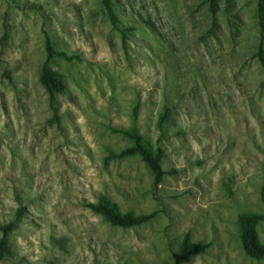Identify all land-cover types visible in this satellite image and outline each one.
<instances>
[{"label":"rangeland","instance_id":"rangeland-1","mask_svg":"<svg viewBox=\"0 0 264 264\" xmlns=\"http://www.w3.org/2000/svg\"><path fill=\"white\" fill-rule=\"evenodd\" d=\"M111 1L117 25L102 0H0V226L24 213L0 264H264L239 223L264 215L260 0ZM48 40L76 58L48 61ZM134 127L177 171L158 187L141 157L109 158ZM100 199L156 216L113 226ZM188 233L212 247L177 261Z\"/></svg>","mask_w":264,"mask_h":264},{"label":"trees","instance_id":"trees-1","mask_svg":"<svg viewBox=\"0 0 264 264\" xmlns=\"http://www.w3.org/2000/svg\"><path fill=\"white\" fill-rule=\"evenodd\" d=\"M102 1L107 9V13L112 24L117 25L118 17L115 13L114 6H112L113 2L111 0ZM212 6H214V1H212ZM259 9L264 14V2L262 0L259 2ZM261 25L264 30V22H262ZM45 45L48 61L54 57L65 58L68 61H72L74 58H76L74 56H68L64 52L56 51L49 40ZM258 50L260 61L264 66V35ZM40 82L47 89V91L52 93H62L66 88L64 76L47 65L41 70ZM167 113L168 110L163 115L162 120H165ZM138 118L139 107L137 106L134 111V120L138 121ZM121 132L132 142V145L117 154H112L109 158L124 159L131 156L141 157L154 176L155 187H158L167 176L176 174L177 171H173V169L164 170L162 161L165 157V153L163 149L159 147L154 151L144 138V135L140 133L136 127L132 128L131 130ZM87 206L93 212L101 215L110 224L118 227H134L146 224L156 216V213L140 215H136L132 212L124 213L119 209V206L116 203L111 202L108 199H100L98 202L89 203ZM23 217L24 213L22 212V209H19L16 213L14 221L0 226V230L2 232V238L0 240V258L9 252V237L17 229V223L21 222ZM262 221H264L263 214H244L239 218L243 247L246 251L245 253L258 260H264V244L260 242L257 229ZM211 247V242L197 243L192 241L191 236L188 233L185 235L181 243L179 255H177L176 260L179 261L198 253H205V251L209 250Z\"/></svg>","mask_w":264,"mask_h":264}]
</instances>
